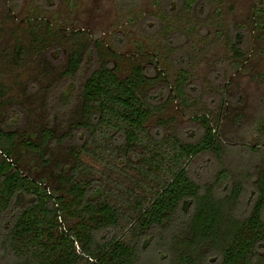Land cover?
I'll list each match as a JSON object with an SVG mask.
<instances>
[{
    "label": "rangeland",
    "instance_id": "1",
    "mask_svg": "<svg viewBox=\"0 0 264 264\" xmlns=\"http://www.w3.org/2000/svg\"><path fill=\"white\" fill-rule=\"evenodd\" d=\"M157 1L0 0V127L16 133L12 160L19 169L49 187L57 165L73 164L87 138L83 130H74L84 122L78 94L103 63L113 66L119 79L135 66L159 75L148 88L152 104L159 106L145 124L148 132L160 126L163 137L173 132L193 142L201 134L200 119L207 118L216 141H231L237 149L241 141L245 148L263 142L264 11L259 19L255 8L264 9V0ZM257 18L261 29L253 25ZM235 33L243 61L228 46ZM77 51L83 53L80 67L66 77L69 56ZM45 128L61 142L43 149L40 157L23 143H38ZM80 160L100 167L88 156ZM255 161L247 151L219 160L203 156L192 159L187 174L202 183L223 168ZM58 196L59 230L76 228L77 220L61 205L68 204L69 195ZM73 244L78 251L80 243ZM159 245L136 248L131 264H175L168 250L157 253Z\"/></svg>",
    "mask_w": 264,
    "mask_h": 264
},
{
    "label": "trees",
    "instance_id": "2",
    "mask_svg": "<svg viewBox=\"0 0 264 264\" xmlns=\"http://www.w3.org/2000/svg\"><path fill=\"white\" fill-rule=\"evenodd\" d=\"M255 9L261 19L264 9ZM259 19L253 22L257 29L263 28ZM240 39L235 33L228 46L243 61ZM82 56H69L66 77L76 74ZM112 68L101 64L82 84L84 122L74 130H83L86 142L70 167L57 165L54 185L46 187L17 167L16 133L0 127V264H131L136 248L156 241L157 253L168 250L175 264H264V140L246 148L241 141L238 149L221 143L207 118L200 119L201 134L193 142L173 132L163 137L160 126L148 132L145 124L159 109L148 88L159 75L135 66L119 79ZM55 142L61 140L45 128L38 143L23 145L41 157ZM243 151L255 163L223 168L202 183L187 174L193 158L219 160ZM81 155L100 167L87 165ZM61 192L70 197L62 208L77 220L76 228L63 232L55 206Z\"/></svg>",
    "mask_w": 264,
    "mask_h": 264
}]
</instances>
